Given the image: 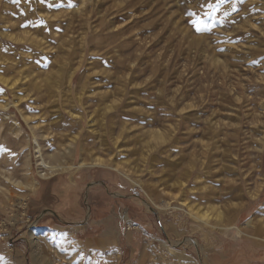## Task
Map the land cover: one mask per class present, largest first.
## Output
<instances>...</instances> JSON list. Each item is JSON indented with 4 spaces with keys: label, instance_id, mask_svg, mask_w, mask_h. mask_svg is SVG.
Here are the masks:
<instances>
[{
    "label": "rangeland",
    "instance_id": "374dc122",
    "mask_svg": "<svg viewBox=\"0 0 264 264\" xmlns=\"http://www.w3.org/2000/svg\"><path fill=\"white\" fill-rule=\"evenodd\" d=\"M209 3L0 0V264H264V0Z\"/></svg>",
    "mask_w": 264,
    "mask_h": 264
},
{
    "label": "bare ground",
    "instance_id": "6f19581e",
    "mask_svg": "<svg viewBox=\"0 0 264 264\" xmlns=\"http://www.w3.org/2000/svg\"><path fill=\"white\" fill-rule=\"evenodd\" d=\"M73 72H74V70H73ZM72 72V73H73ZM71 73V74H72ZM55 95V94H54ZM75 117V116H74ZM70 137V136H69ZM75 141H76V136H73V137H71L70 138V140H69V145L68 146H66V151H68V152H71L72 151V147H74V143H75ZM84 149V147L82 148V150ZM64 155V154H63ZM40 164H41V166L44 168V169H46V170H48L50 173L51 172H53V171H55L56 169H57V167L56 166H54V165H50L48 162H46L45 160H43V159H41V162H40ZM94 164H95V166L96 165H99V166H102L104 163L103 162H101V161H95L94 162ZM85 165H87L86 163H85V161L84 160H82L80 163H79V166H85ZM46 172H41V175L42 176H46ZM202 216H204L203 214H202Z\"/></svg>",
    "mask_w": 264,
    "mask_h": 264
},
{
    "label": "snow or ice",
    "instance_id": "6c2138e0",
    "mask_svg": "<svg viewBox=\"0 0 264 264\" xmlns=\"http://www.w3.org/2000/svg\"><path fill=\"white\" fill-rule=\"evenodd\" d=\"M15 2L19 3V0H15ZM41 2H44V0H41ZM225 0H217V4L213 5L211 3L208 4V8L211 9L213 12L216 11L218 9V5L224 3ZM50 7H52L53 5H49ZM69 6H71V4H69ZM234 7V6H233ZM205 29H202L201 27H197V31H202ZM3 150V149H0Z\"/></svg>",
    "mask_w": 264,
    "mask_h": 264
}]
</instances>
